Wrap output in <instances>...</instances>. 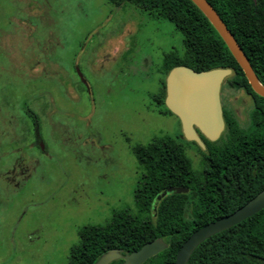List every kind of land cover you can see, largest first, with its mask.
Masks as SVG:
<instances>
[{"label": "rangeland", "instance_id": "1", "mask_svg": "<svg viewBox=\"0 0 264 264\" xmlns=\"http://www.w3.org/2000/svg\"><path fill=\"white\" fill-rule=\"evenodd\" d=\"M182 51L170 21L128 3L0 0V264H67L83 225L138 215L131 147L181 133L157 96Z\"/></svg>", "mask_w": 264, "mask_h": 264}, {"label": "trees", "instance_id": "2", "mask_svg": "<svg viewBox=\"0 0 264 264\" xmlns=\"http://www.w3.org/2000/svg\"><path fill=\"white\" fill-rule=\"evenodd\" d=\"M114 6L131 4L147 15L170 21L181 35L183 51L162 58L159 80L163 105L164 77L174 65L193 70L228 67L225 84L241 86L252 95L248 122L242 127L223 110L224 129L214 141L200 135L204 149L175 136H155L146 144L131 147L139 176L133 200L140 212L126 209L114 213L101 226L86 224L70 246L67 264H93L112 248L121 254L160 238L166 247L141 264H174V254L196 228L227 215L264 188V97L254 93L241 69L206 17L190 0H107ZM240 46L252 71L264 86V0H206ZM231 90H229L230 92ZM231 93V92H230ZM36 127V117L27 111ZM195 146L201 154V169L190 160L177 139ZM168 186L185 187L183 193L168 194L155 205L154 198ZM143 213V216H141ZM116 259L108 264H121ZM185 264H264V207L242 221L201 241Z\"/></svg>", "mask_w": 264, "mask_h": 264}, {"label": "water", "instance_id": "3", "mask_svg": "<svg viewBox=\"0 0 264 264\" xmlns=\"http://www.w3.org/2000/svg\"><path fill=\"white\" fill-rule=\"evenodd\" d=\"M190 1L217 32L252 91L264 97V86L258 81L240 46L212 6L206 0ZM230 74L231 69L228 67L196 71L184 65H174L164 77L163 105L177 118L183 139L195 142L201 149L205 146L200 135L208 141H214L223 131L219 88L222 81ZM185 191V187L168 186L155 196L153 204L155 205L165 195ZM263 207L264 188L231 213L193 230L177 248L174 264H185L193 249L205 238L235 225ZM165 247L166 244L160 238H155L125 254H121L118 248H112L101 253L93 264H108L119 258L122 259L121 264H141Z\"/></svg>", "mask_w": 264, "mask_h": 264}, {"label": "flooded vegetation", "instance_id": "4", "mask_svg": "<svg viewBox=\"0 0 264 264\" xmlns=\"http://www.w3.org/2000/svg\"><path fill=\"white\" fill-rule=\"evenodd\" d=\"M231 72H232V70H231ZM225 87H227L229 90H231V93H230L231 97H229L231 99H228L227 93H229V91L226 92L225 95L227 97V99H226L227 103L225 105H223V103L221 101V94L224 93ZM219 101H220L222 119H223V110L225 109L224 107H227V104L229 103V105H230L229 110L232 113V115L236 121V124L239 127H242L246 124V122H248L249 111H250V108L252 106V95H251V93L246 91L241 86L230 87V86L226 85L225 79H224L220 85V88H219ZM240 103L242 106H241V108H238V105ZM223 123H224V121H223ZM223 129H224V126H223Z\"/></svg>", "mask_w": 264, "mask_h": 264}]
</instances>
